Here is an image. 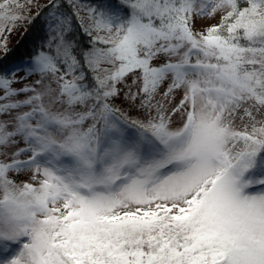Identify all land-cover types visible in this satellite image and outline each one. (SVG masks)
I'll list each match as a JSON object with an SVG mask.
<instances>
[{"label":"snow or ice","instance_id":"obj_1","mask_svg":"<svg viewBox=\"0 0 264 264\" xmlns=\"http://www.w3.org/2000/svg\"><path fill=\"white\" fill-rule=\"evenodd\" d=\"M0 264H264V0H0Z\"/></svg>","mask_w":264,"mask_h":264},{"label":"trees","instance_id":"obj_2","mask_svg":"<svg viewBox=\"0 0 264 264\" xmlns=\"http://www.w3.org/2000/svg\"><path fill=\"white\" fill-rule=\"evenodd\" d=\"M33 39L34 33L31 30H29L27 33L24 31L20 39L10 47V55L15 57L26 56Z\"/></svg>","mask_w":264,"mask_h":264},{"label":"rangeland","instance_id":"obj_3","mask_svg":"<svg viewBox=\"0 0 264 264\" xmlns=\"http://www.w3.org/2000/svg\"><path fill=\"white\" fill-rule=\"evenodd\" d=\"M23 32L24 29H21L20 31L15 32L12 36L9 37V48L20 39Z\"/></svg>","mask_w":264,"mask_h":264}]
</instances>
